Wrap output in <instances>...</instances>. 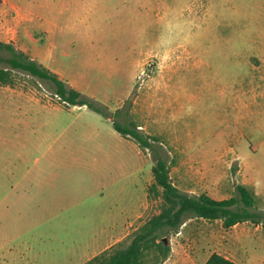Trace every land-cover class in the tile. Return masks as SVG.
I'll use <instances>...</instances> for the list:
<instances>
[{
  "label": "rangeland",
  "instance_id": "obj_1",
  "mask_svg": "<svg viewBox=\"0 0 264 264\" xmlns=\"http://www.w3.org/2000/svg\"><path fill=\"white\" fill-rule=\"evenodd\" d=\"M0 40L109 113L26 73L0 85V264H84L159 212L149 153L112 115L158 138L179 189L243 184L263 210L264 0H2ZM168 242L167 264H264L263 224L190 218Z\"/></svg>",
  "mask_w": 264,
  "mask_h": 264
},
{
  "label": "trees",
  "instance_id": "obj_2",
  "mask_svg": "<svg viewBox=\"0 0 264 264\" xmlns=\"http://www.w3.org/2000/svg\"><path fill=\"white\" fill-rule=\"evenodd\" d=\"M2 0H0V5ZM14 72H22L47 81L52 92L65 104L85 105L88 109L108 117L106 108L67 85L55 72L49 70L12 42L0 40V85H14ZM111 120L113 129L120 135L132 138L138 146L149 153L153 162V182L148 192H156L161 199L160 210L151 216L132 236L129 242H117L94 255L84 264H162L171 247L168 236L177 233L190 218L220 219L229 228L249 221L264 225V210L255 206L254 193L243 184H236L232 195L214 199L207 193L183 191L176 187L169 174L168 153L157 137L146 134L133 121ZM202 264H236L226 256L212 252Z\"/></svg>",
  "mask_w": 264,
  "mask_h": 264
},
{
  "label": "crops",
  "instance_id": "obj_3",
  "mask_svg": "<svg viewBox=\"0 0 264 264\" xmlns=\"http://www.w3.org/2000/svg\"><path fill=\"white\" fill-rule=\"evenodd\" d=\"M2 4V3H1ZM1 6V5H0ZM36 23H37V25H58L57 23H55L54 21H52V20H45V19H39V20H37V21H35ZM34 23V22H33ZM28 24H32L31 22L30 23H28ZM44 105L45 107L46 106H54L53 104H49V103H40V102H34V103H32V104H30V105H27V106H38V105ZM57 107H58V105H57ZM61 108V107H60ZM63 108V107H62ZM144 196H145V193H144ZM263 210H264V206H263ZM123 225V223L121 224V226ZM120 226V227H121ZM122 237V229H118L117 228V226H114V227H112V233L110 234V236H109V238H108V240L106 241V242H109V241H111L112 243L111 244H114L115 242H117L120 238ZM111 246V245H110ZM171 251V250H170ZM170 254V253H169ZM224 256H226L227 258H229V259H231V260H233L234 261V259L233 258H230L231 256H227V255H224ZM169 255H168V257L163 261V263L162 264H167L168 263V261H169ZM205 261V260H204ZM235 262V261H234ZM237 264V263H236Z\"/></svg>",
  "mask_w": 264,
  "mask_h": 264
}]
</instances>
